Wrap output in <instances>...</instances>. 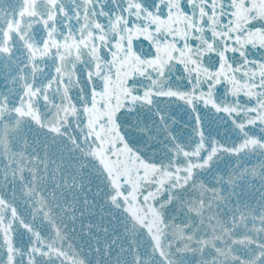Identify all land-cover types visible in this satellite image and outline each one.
<instances>
[{"label":"water","instance_id":"water-1","mask_svg":"<svg viewBox=\"0 0 264 264\" xmlns=\"http://www.w3.org/2000/svg\"><path fill=\"white\" fill-rule=\"evenodd\" d=\"M0 264H264V0H0Z\"/></svg>","mask_w":264,"mask_h":264}]
</instances>
